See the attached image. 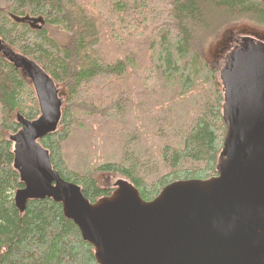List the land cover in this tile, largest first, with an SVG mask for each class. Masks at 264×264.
Instances as JSON below:
<instances>
[{"label": "trees", "instance_id": "16d2710c", "mask_svg": "<svg viewBox=\"0 0 264 264\" xmlns=\"http://www.w3.org/2000/svg\"><path fill=\"white\" fill-rule=\"evenodd\" d=\"M41 18V30L11 19ZM264 30V0H0V39L62 90L58 130L40 141L52 168L90 202L98 176L129 181L145 201L167 185L207 180L226 127L207 50L228 27ZM39 104L0 55V264H97L61 205L14 204L22 189L8 136Z\"/></svg>", "mask_w": 264, "mask_h": 264}, {"label": "water", "instance_id": "95a60500", "mask_svg": "<svg viewBox=\"0 0 264 264\" xmlns=\"http://www.w3.org/2000/svg\"><path fill=\"white\" fill-rule=\"evenodd\" d=\"M11 19L36 30L44 25L41 18ZM0 55L20 70L39 104L34 121L16 114L21 128L8 136L23 186L14 195L21 214L29 201L60 204L97 264H264V41L244 36L215 67L226 127L217 175L173 182L152 201L123 178L95 202L63 180L40 144L58 130L62 90L1 39Z\"/></svg>", "mask_w": 264, "mask_h": 264}, {"label": "rangeland", "instance_id": "374dc122", "mask_svg": "<svg viewBox=\"0 0 264 264\" xmlns=\"http://www.w3.org/2000/svg\"><path fill=\"white\" fill-rule=\"evenodd\" d=\"M256 36L257 38L264 41V30L258 29L256 27H253L251 25H239L234 27H228L226 28L220 35V37L214 41V43L210 46V48L207 50V56L209 61H216L217 64H220L222 59L227 56L229 53L230 46L232 40L236 36ZM254 35V36H253ZM217 82L220 85L219 79H217ZM121 177H115V176H108V175H100L98 176L99 185L103 189L107 190H113V185L119 180Z\"/></svg>", "mask_w": 264, "mask_h": 264}, {"label": "flooded vegetation", "instance_id": "af4514ba", "mask_svg": "<svg viewBox=\"0 0 264 264\" xmlns=\"http://www.w3.org/2000/svg\"><path fill=\"white\" fill-rule=\"evenodd\" d=\"M242 38H243V37L240 36V35H239V36H236V37L232 40V42L230 43V44H231L230 49L233 50L236 46H238V43L241 41ZM231 50H230V51H231ZM230 51H229V52H230ZM227 55H228V54H227ZM226 57H227V56H225V57L222 59V61L220 62V64H217V62L215 61V62H214L215 67H217V68H221V67L223 66V63H224Z\"/></svg>", "mask_w": 264, "mask_h": 264}]
</instances>
